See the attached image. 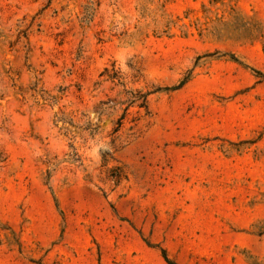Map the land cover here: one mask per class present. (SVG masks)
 <instances>
[{
  "label": "rangeland",
  "instance_id": "1",
  "mask_svg": "<svg viewBox=\"0 0 264 264\" xmlns=\"http://www.w3.org/2000/svg\"><path fill=\"white\" fill-rule=\"evenodd\" d=\"M0 264H264V0H0Z\"/></svg>",
  "mask_w": 264,
  "mask_h": 264
},
{
  "label": "trees",
  "instance_id": "2",
  "mask_svg": "<svg viewBox=\"0 0 264 264\" xmlns=\"http://www.w3.org/2000/svg\"><path fill=\"white\" fill-rule=\"evenodd\" d=\"M135 100L139 101V107L147 108V96L145 94L137 95Z\"/></svg>",
  "mask_w": 264,
  "mask_h": 264
}]
</instances>
